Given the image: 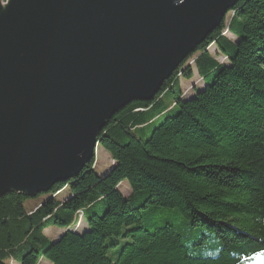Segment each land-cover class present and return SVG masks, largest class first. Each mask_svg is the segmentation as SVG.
Masks as SVG:
<instances>
[{
    "label": "trees",
    "instance_id": "16d2710c",
    "mask_svg": "<svg viewBox=\"0 0 264 264\" xmlns=\"http://www.w3.org/2000/svg\"><path fill=\"white\" fill-rule=\"evenodd\" d=\"M98 147L104 174L94 156L46 193L0 197V264H264V0H239Z\"/></svg>",
    "mask_w": 264,
    "mask_h": 264
},
{
    "label": "water",
    "instance_id": "95a60500",
    "mask_svg": "<svg viewBox=\"0 0 264 264\" xmlns=\"http://www.w3.org/2000/svg\"><path fill=\"white\" fill-rule=\"evenodd\" d=\"M238 1L0 0V197L76 178Z\"/></svg>",
    "mask_w": 264,
    "mask_h": 264
},
{
    "label": "rangeland",
    "instance_id": "374dc122",
    "mask_svg": "<svg viewBox=\"0 0 264 264\" xmlns=\"http://www.w3.org/2000/svg\"><path fill=\"white\" fill-rule=\"evenodd\" d=\"M202 83L200 82V80L198 79H193L191 82L189 83H186L184 84V89L186 90L185 92L186 93H189L190 90H191V87L194 85V86H200ZM95 156H96V159H97V172L102 175L104 174L108 169L109 167L111 166V158L109 156L108 153H106L105 151H103L101 148H99L97 146L96 148V152H95ZM69 191H66L65 192V195L68 194ZM123 192L125 195H127L129 193V187H128V184L125 183V186L123 187ZM42 200V197L38 198V199H31V200H28L26 202V208H31L32 206H35L37 204L40 203V201ZM87 225L85 223H83V226H82V229H81V232L87 230ZM62 233V230L61 229H52V230H49L46 235L49 239L53 240L55 239L54 238V235H60ZM10 263L11 264H17L15 260L11 259L10 260ZM39 264H51L50 262L46 261V260H41Z\"/></svg>",
    "mask_w": 264,
    "mask_h": 264
},
{
    "label": "snow or ice",
    "instance_id": "6c2138e0",
    "mask_svg": "<svg viewBox=\"0 0 264 264\" xmlns=\"http://www.w3.org/2000/svg\"><path fill=\"white\" fill-rule=\"evenodd\" d=\"M5 2H7V0H5Z\"/></svg>",
    "mask_w": 264,
    "mask_h": 264
},
{
    "label": "bare ground",
    "instance_id": "6f19581e",
    "mask_svg": "<svg viewBox=\"0 0 264 264\" xmlns=\"http://www.w3.org/2000/svg\"><path fill=\"white\" fill-rule=\"evenodd\" d=\"M5 4V3H4Z\"/></svg>",
    "mask_w": 264,
    "mask_h": 264
}]
</instances>
